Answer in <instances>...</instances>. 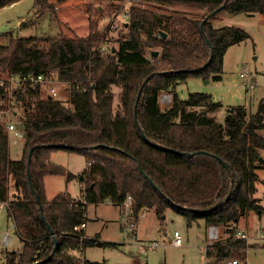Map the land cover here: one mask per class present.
Here are the masks:
<instances>
[{"label":"trees","instance_id":"16d2710c","mask_svg":"<svg viewBox=\"0 0 264 264\" xmlns=\"http://www.w3.org/2000/svg\"><path fill=\"white\" fill-rule=\"evenodd\" d=\"M15 1L0 0V7ZM146 1L205 10L188 16L129 5L127 31L107 51L101 49L103 33L91 20L85 36L10 37L0 45V74L54 76L66 88L64 100L41 95L38 85L15 91L25 133L19 158L10 156L5 121L0 120V202L22 242L0 264H98L72 253L98 241L97 235L85 236L84 227H76L86 223L88 203L107 199L121 205L127 195L133 199L135 222L143 208L159 217L170 208L188 226L202 219L206 226L224 227L226 236L205 246L204 264H227L233 258L246 264L251 243L236 233L240 218L250 210L262 211L253 194L256 170L264 169L258 150L264 147L259 132L264 97L254 112L243 104L229 105L218 122L208 113L221 106L220 100L202 91L180 98L175 87L191 76L220 80L226 49L248 32L235 25L216 27L210 18L222 10L264 14V0ZM33 6L37 13L55 8L48 0H33ZM220 6L200 27L206 14ZM150 47H158V53L150 49L148 56ZM112 86L121 89L117 108ZM164 91L172 99L161 108ZM0 99L4 110L7 94L1 89ZM59 148L86 159L79 198L67 191L46 196V175L74 177L50 161V151ZM10 182L15 189L11 197Z\"/></svg>","mask_w":264,"mask_h":264},{"label":"rangeland","instance_id":"374dc122","mask_svg":"<svg viewBox=\"0 0 264 264\" xmlns=\"http://www.w3.org/2000/svg\"><path fill=\"white\" fill-rule=\"evenodd\" d=\"M55 8L46 9L37 13V6L33 0H17L0 7V45L7 44L10 37H73L85 36L89 31L90 20L95 28L103 33L101 49L104 51L117 46V38L125 34L128 22V6L136 5L152 8L157 11H176L188 16H195L204 12V8L194 5L165 4L157 5L146 0H48ZM211 23L218 27L235 25L248 32V37L230 45L223 56L220 80L189 77L176 85L175 90L180 98H185L190 91H202L211 94L215 100L221 101V106L208 113L218 122H222L226 108L229 105L243 104L249 111L254 112L258 101L264 97V14L229 13L220 11L210 18ZM150 49L146 48L150 55ZM246 84L250 86L247 87ZM57 91L56 96L64 100L66 88L63 82L52 83L45 87ZM114 106L119 107L121 89L112 86ZM172 94L162 92L159 97L161 108L171 103ZM200 109V108H197ZM15 116L11 111L4 112V118H13L18 121L22 116L21 107L14 108ZM264 135V128L259 130ZM10 156L19 158L22 149L21 143L9 141ZM258 150L264 158V147ZM50 161L59 164L74 174L67 180L62 174H48L44 177L47 198L58 192L67 191L71 197L79 198L82 183L80 175L86 167L85 157L77 152L59 148L49 153ZM256 191L253 197L262 207L258 213L250 210L239 228L247 231L251 246L246 252V264H264V169H257ZM9 185V196L13 190V183ZM123 205L112 204L105 199L98 203H88L86 207V226L84 234L88 237L98 236L94 245L84 249H73L72 253L96 261L98 264H204L205 246L209 242L208 227L202 219H198L190 226L184 217L172 209H166L159 217L153 209L143 208L139 211L136 223V233H126L124 227L129 217L123 213ZM128 218V219H127ZM133 219V217L131 216ZM130 218V219H131ZM131 219V220H132ZM178 230L182 236L181 245L170 242L173 231ZM219 237H225L224 227L218 226ZM256 232L258 234L256 235ZM4 236L5 240L4 239ZM151 241L162 242L154 249L149 247ZM102 242H105L104 244ZM114 242L115 244H109ZM22 242L15 233L11 218L4 205L0 206V263L5 260L8 250H20Z\"/></svg>","mask_w":264,"mask_h":264},{"label":"built area","instance_id":"2783aa9c","mask_svg":"<svg viewBox=\"0 0 264 264\" xmlns=\"http://www.w3.org/2000/svg\"><path fill=\"white\" fill-rule=\"evenodd\" d=\"M138 1V0H136ZM104 49V47L102 48ZM61 83L62 81H59L54 76H45L44 74H34V73H28V74H0V89L3 93L7 94V108L6 109H0V120L5 121L6 130L8 132L9 141H12L13 143H21L25 139V133L24 130L21 128L19 123V120H15L13 118H4V112H10L13 116H15L16 112L14 111V108L20 106V104L17 101L15 91L17 89H21L22 91L27 89V85L31 87L33 90L36 89V86L38 85L40 87V93L44 96H56V90L53 87H50V90L47 92L45 91V87H49L52 83ZM247 87L250 86L249 84H246ZM4 100L0 99V104L3 103ZM21 107V106H20ZM22 110V109H21ZM123 205V213L125 217H129L128 224L124 227L125 232L128 233H135L136 230V224L135 221L131 218L132 214V206H133V199L131 195H127L123 202L121 203ZM132 220H131V219ZM85 223L82 222L79 226L76 228L84 227ZM258 232H256V235ZM236 236L241 238L249 239V234L243 230H239L236 233ZM6 236H4L5 239ZM261 238H264V234L260 235ZM208 238L209 242L208 244H212L214 241L219 240L221 237H219V230L218 226L210 225L208 227ZM165 241L158 242V241H151L149 243V247L154 249L160 244H163ZM171 244L173 245H181L182 243V236L178 230H174L172 237L170 239ZM227 264H240V261L238 259H229L226 261Z\"/></svg>","mask_w":264,"mask_h":264},{"label":"water","instance_id":"95a60500","mask_svg":"<svg viewBox=\"0 0 264 264\" xmlns=\"http://www.w3.org/2000/svg\"><path fill=\"white\" fill-rule=\"evenodd\" d=\"M222 6H220V7H218V8H215L214 10H212V11H210L208 14H206V16L202 19V22H201V24H200V27H202V23L206 20V19H208V17L210 16V15H212V14H214L217 10H219L220 8H221ZM155 53V55L158 53V51H155L154 52ZM143 85V84H142ZM139 93H140V91L138 92V94H137V97H136V102H137V100H138V97H139ZM144 135V134H143ZM56 145H60V144H56ZM32 150H33V148H30V150H29V152H28V157H27V161L28 162H30V160H31V155H32ZM189 155L191 154V153H188ZM261 159V157L259 158V160ZM141 171H142V169H140ZM82 179V175H80V180ZM36 200L39 202V198H38V196L36 195ZM97 244H100V242H97Z\"/></svg>","mask_w":264,"mask_h":264},{"label":"crops","instance_id":"0c3cea01","mask_svg":"<svg viewBox=\"0 0 264 264\" xmlns=\"http://www.w3.org/2000/svg\"><path fill=\"white\" fill-rule=\"evenodd\" d=\"M22 150V149H21ZM21 150H20V154H21ZM10 185H11V183H10ZM15 191V189H14V187H13V190L11 191L12 193ZM12 193H11V195H12ZM2 205H4L5 206V203H3V202H0V206H2ZM248 214L249 213H247V215L245 216V217H242V218H240V220L238 221V223L240 224V222L241 221H243V220H245V218L248 216ZM136 224V223H135ZM86 226V223H85V225H84V227ZM239 226V225H238ZM240 230H243L242 228H240ZM243 231H245V230H243ZM245 232H247V231H245ZM135 233H136V230H135ZM5 240H7V239H5Z\"/></svg>","mask_w":264,"mask_h":264}]
</instances>
